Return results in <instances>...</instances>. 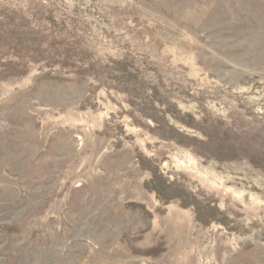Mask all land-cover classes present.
<instances>
[{"label": "rangeland", "instance_id": "rangeland-1", "mask_svg": "<svg viewBox=\"0 0 264 264\" xmlns=\"http://www.w3.org/2000/svg\"><path fill=\"white\" fill-rule=\"evenodd\" d=\"M0 264H264V0H0Z\"/></svg>", "mask_w": 264, "mask_h": 264}]
</instances>
